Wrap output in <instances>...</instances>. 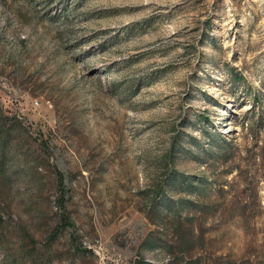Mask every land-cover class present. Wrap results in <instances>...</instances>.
Instances as JSON below:
<instances>
[{
	"label": "rangeland",
	"instance_id": "rangeland-1",
	"mask_svg": "<svg viewBox=\"0 0 264 264\" xmlns=\"http://www.w3.org/2000/svg\"><path fill=\"white\" fill-rule=\"evenodd\" d=\"M0 264H264V0H0Z\"/></svg>",
	"mask_w": 264,
	"mask_h": 264
},
{
	"label": "trees",
	"instance_id": "trees-1",
	"mask_svg": "<svg viewBox=\"0 0 264 264\" xmlns=\"http://www.w3.org/2000/svg\"><path fill=\"white\" fill-rule=\"evenodd\" d=\"M201 118L203 120L204 118H206V116H201ZM176 143L180 144L181 143V140L178 138ZM226 144H228V143H226Z\"/></svg>",
	"mask_w": 264,
	"mask_h": 264
}]
</instances>
